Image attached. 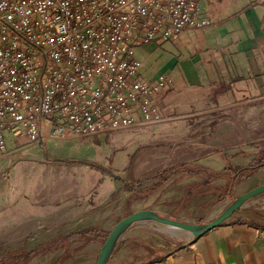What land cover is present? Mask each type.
I'll use <instances>...</instances> for the list:
<instances>
[{"label":"crops","instance_id":"0c3cea01","mask_svg":"<svg viewBox=\"0 0 264 264\" xmlns=\"http://www.w3.org/2000/svg\"><path fill=\"white\" fill-rule=\"evenodd\" d=\"M200 6L212 26L180 33L175 40L162 43L158 54L156 47L149 46L147 51L156 54L155 62L140 77L151 82L159 74L169 76L171 83L157 94L155 102L164 118L159 125L183 135L175 145L220 148L231 158V165L245 166L256 159L258 147L264 144L260 128L246 132L243 122L244 104L252 107L264 101V0H201ZM135 57L141 68V59L136 53ZM255 112L259 121L260 112ZM205 131L210 136L216 131L224 134L219 139L210 137L207 143ZM246 133L258 136L251 139ZM189 162L212 170L224 167L216 155L207 153L176 164ZM105 178L101 175L98 181ZM206 181L201 174H176L158 191L135 199L131 211L148 209L165 218L191 212L194 223L202 224L206 221H201L200 211L205 210L207 199L223 196L222 191L208 192V186L223 187L225 183L224 179L210 184ZM95 182L87 185L77 178L53 179L38 204L30 202L38 214L22 225L13 239L19 244L23 240L22 246L12 250L29 251L54 238L99 227L102 223L98 220L110 211L111 190L103 188L94 195ZM261 184L264 170L238 183L228 193L229 203L234 195ZM253 198L219 225L171 250L145 243L130 227L117 239L104 264H264V197ZM101 202L104 207L96 209ZM99 243L73 241L66 247L45 246L28 264H94Z\"/></svg>","mask_w":264,"mask_h":264},{"label":"built area","instance_id":"2783aa9c","mask_svg":"<svg viewBox=\"0 0 264 264\" xmlns=\"http://www.w3.org/2000/svg\"><path fill=\"white\" fill-rule=\"evenodd\" d=\"M201 0H0V160L18 147L164 121L171 80L135 49L212 26Z\"/></svg>","mask_w":264,"mask_h":264},{"label":"rangeland","instance_id":"374dc122","mask_svg":"<svg viewBox=\"0 0 264 264\" xmlns=\"http://www.w3.org/2000/svg\"><path fill=\"white\" fill-rule=\"evenodd\" d=\"M161 44L151 42L135 49V53L142 61L139 69L141 76L149 71V67L155 62L157 49L161 48ZM149 46L156 47L155 55L147 51ZM243 111L246 132L251 133L253 127H256L255 130L260 128L261 142H264V101L252 107L244 104ZM255 111L260 112L259 121L254 116L257 115ZM221 132L216 131L210 136L209 132L205 131L207 143L210 142V137L219 139V135L224 134ZM176 134L167 127L154 124L105 132L83 140L73 137L65 140H49L42 145H28L23 148L18 147L17 142L12 143V138L6 134V150L16 147L17 150L0 160L1 251H10L22 246L23 240L19 244L14 243L13 239L18 231H21L22 225L32 220V216L37 215L39 211L33 212L34 208L30 206V202L35 201L38 204L41 194L53 179L77 178L87 185L96 181L92 188L94 195L103 188L111 190L108 202L110 211L103 219L98 220L102 224L95 227L100 230L105 228L102 231L108 234L118 220L132 213L131 203L137 199L133 192L144 190L155 183L160 171L183 164L176 163L198 157L203 153L214 155V152L221 151L220 148L209 145L206 148L175 145L183 138L181 133ZM246 135L251 139L258 136L248 135V133ZM101 175L106 176L103 182L98 181ZM206 179L207 184L217 182V180L209 181L207 177ZM122 182H126L125 186ZM224 185L225 183L223 187L208 186V192L217 194L222 191L223 196L219 200L216 197L207 199L205 210L200 211V214H203L201 221H206L204 223L213 220L231 203H229L228 193L223 190ZM261 194L260 198L264 197V193ZM236 197H238L237 194L234 195V199ZM98 206L96 209L104 207L102 202ZM194 216L193 213L186 212L181 217L169 219L195 224ZM130 227L131 233L141 236V240L145 243L164 250L174 249L191 237L184 231L171 229L153 221H140ZM102 238H104L103 235Z\"/></svg>","mask_w":264,"mask_h":264},{"label":"trees","instance_id":"16d2710c","mask_svg":"<svg viewBox=\"0 0 264 264\" xmlns=\"http://www.w3.org/2000/svg\"><path fill=\"white\" fill-rule=\"evenodd\" d=\"M214 155L223 163L221 170H212L210 168L197 166L193 163H183L174 167L165 168L158 174V178L155 183L151 184L148 188L135 191L134 197H142L150 195L159 190L165 183L174 175L181 174L182 176H193V175H205L209 181L224 179L225 185L223 190L230 193L236 184L243 182L257 171L264 170V144L258 147V153L256 159L246 164L245 166H233L230 163V157L226 154L225 150L216 151ZM125 186L126 182H122ZM133 191V190H131ZM102 235L104 238H102ZM107 233L95 228H86L71 234H67L58 238H54L50 243L38 245L32 250L26 251L23 249L19 250H2L0 249V264H27L36 254L45 249V246H63L66 247L70 242L73 241H85V242H98L105 239ZM57 264V263H55Z\"/></svg>","mask_w":264,"mask_h":264},{"label":"water","instance_id":"95a60500","mask_svg":"<svg viewBox=\"0 0 264 264\" xmlns=\"http://www.w3.org/2000/svg\"><path fill=\"white\" fill-rule=\"evenodd\" d=\"M39 145H42V143H39ZM261 193H264V184H261L260 186H257L247 191L246 193L236 197L231 201L230 204L225 207V209L218 216H216L210 222L203 224H192L161 217L148 209L130 213L118 220L114 227L108 232L106 238L101 244L94 264H104V262L110 255L117 239L134 223L140 221H153L171 229L184 231L191 237L196 238L202 233L222 223L224 220L229 218L235 212V210L244 205L246 201L260 195Z\"/></svg>","mask_w":264,"mask_h":264}]
</instances>
